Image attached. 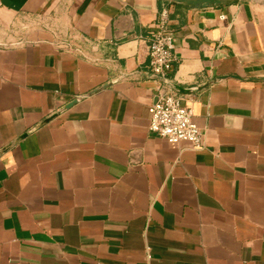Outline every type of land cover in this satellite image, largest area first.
<instances>
[{
	"label": "crops",
	"instance_id": "0c3cea01",
	"mask_svg": "<svg viewBox=\"0 0 264 264\" xmlns=\"http://www.w3.org/2000/svg\"><path fill=\"white\" fill-rule=\"evenodd\" d=\"M160 95L202 150L148 132ZM0 264H264V0H0Z\"/></svg>",
	"mask_w": 264,
	"mask_h": 264
},
{
	"label": "built area",
	"instance_id": "2783aa9c",
	"mask_svg": "<svg viewBox=\"0 0 264 264\" xmlns=\"http://www.w3.org/2000/svg\"><path fill=\"white\" fill-rule=\"evenodd\" d=\"M148 33L150 72L163 79L176 62L168 11L163 10L159 14L158 20L148 28ZM148 114L150 134L169 144L187 143L193 151L203 149L202 133L194 122L193 112L174 96H158L155 103L148 107Z\"/></svg>",
	"mask_w": 264,
	"mask_h": 264
},
{
	"label": "water",
	"instance_id": "95a60500",
	"mask_svg": "<svg viewBox=\"0 0 264 264\" xmlns=\"http://www.w3.org/2000/svg\"><path fill=\"white\" fill-rule=\"evenodd\" d=\"M172 4L189 9H206L223 5H234L249 0H166Z\"/></svg>",
	"mask_w": 264,
	"mask_h": 264
}]
</instances>
